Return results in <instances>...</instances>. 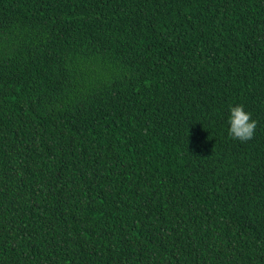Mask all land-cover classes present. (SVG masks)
Masks as SVG:
<instances>
[{"label": "trees", "instance_id": "trees-1", "mask_svg": "<svg viewBox=\"0 0 264 264\" xmlns=\"http://www.w3.org/2000/svg\"><path fill=\"white\" fill-rule=\"evenodd\" d=\"M0 264H264V0H0Z\"/></svg>", "mask_w": 264, "mask_h": 264}, {"label": "clouds", "instance_id": "clouds-1", "mask_svg": "<svg viewBox=\"0 0 264 264\" xmlns=\"http://www.w3.org/2000/svg\"><path fill=\"white\" fill-rule=\"evenodd\" d=\"M228 124V136L240 142L251 140L257 128V121L253 120L251 114L246 112L241 105L230 108Z\"/></svg>", "mask_w": 264, "mask_h": 264}]
</instances>
